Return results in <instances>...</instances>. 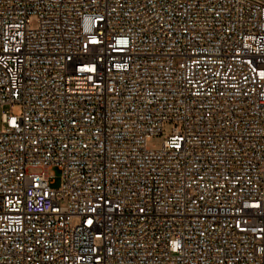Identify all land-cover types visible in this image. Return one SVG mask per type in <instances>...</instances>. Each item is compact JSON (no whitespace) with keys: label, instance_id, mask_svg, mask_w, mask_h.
I'll list each match as a JSON object with an SVG mask.
<instances>
[{"label":"built area","instance_id":"obj_1","mask_svg":"<svg viewBox=\"0 0 264 264\" xmlns=\"http://www.w3.org/2000/svg\"><path fill=\"white\" fill-rule=\"evenodd\" d=\"M14 104L0 264H264V0H0Z\"/></svg>","mask_w":264,"mask_h":264},{"label":"rangeland","instance_id":"obj_2","mask_svg":"<svg viewBox=\"0 0 264 264\" xmlns=\"http://www.w3.org/2000/svg\"><path fill=\"white\" fill-rule=\"evenodd\" d=\"M20 112H21V106L19 104L4 105L3 107H0V128L2 127L1 119L3 113L18 115L20 114ZM176 127L181 128V123L177 121H165L162 128V134L152 137L148 145L154 149L160 148L163 141L174 132V129ZM51 174L53 176V181H54L52 186L60 187L63 181L62 171L59 168L54 167L51 170Z\"/></svg>","mask_w":264,"mask_h":264}]
</instances>
